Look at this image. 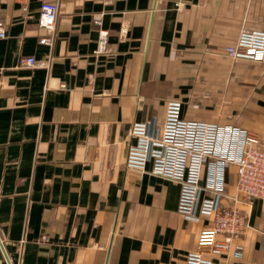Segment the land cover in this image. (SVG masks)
<instances>
[{"label":"crops","instance_id":"1","mask_svg":"<svg viewBox=\"0 0 264 264\" xmlns=\"http://www.w3.org/2000/svg\"><path fill=\"white\" fill-rule=\"evenodd\" d=\"M43 1L0 0L3 263L186 264L202 250L214 264H264L263 201L243 206L240 253L213 255L198 245L208 219L179 210L180 185L152 163L126 165L132 126L161 128L167 100H181L187 120L237 125L209 106L206 90L224 67L264 71L225 51L244 28L264 29V0H48L59 5L51 44L41 41ZM101 30L107 49L98 53ZM21 56L50 65L21 67ZM245 127L264 141V114ZM236 180L231 168L230 195Z\"/></svg>","mask_w":264,"mask_h":264},{"label":"built area","instance_id":"2","mask_svg":"<svg viewBox=\"0 0 264 264\" xmlns=\"http://www.w3.org/2000/svg\"><path fill=\"white\" fill-rule=\"evenodd\" d=\"M59 5L44 0L40 6L39 25L47 34L44 43L54 41ZM101 24V19L97 20ZM6 35L0 28V37ZM107 31H100L98 53L107 49ZM228 56L246 58L264 64V29L244 28L235 44L226 47ZM50 62L35 56H21V67H49ZM131 135L135 142L128 147L127 167L151 171L180 185L179 210L191 220L208 219L200 232L198 245L211 254L240 253L243 246L235 242L249 226L243 206L264 202V144L255 132L237 125L187 120L182 117V101L165 103L162 127L156 120L136 122ZM235 168L236 194L227 191L226 173ZM229 202H226V201ZM7 259V260H6ZM7 264H12L6 258ZM0 264H4L0 259ZM186 264H214L204 251H191Z\"/></svg>","mask_w":264,"mask_h":264},{"label":"rangeland","instance_id":"3","mask_svg":"<svg viewBox=\"0 0 264 264\" xmlns=\"http://www.w3.org/2000/svg\"><path fill=\"white\" fill-rule=\"evenodd\" d=\"M235 64L231 63L232 66ZM244 65V70L238 71L234 70L235 67L231 71L224 65V71L217 74V77L213 76L215 80L212 83L218 84L207 87L206 97L209 102L212 99L209 106L217 111L220 118L237 119V126L249 129L245 127L246 118H257L264 114V71ZM241 120H244V124L240 123Z\"/></svg>","mask_w":264,"mask_h":264}]
</instances>
